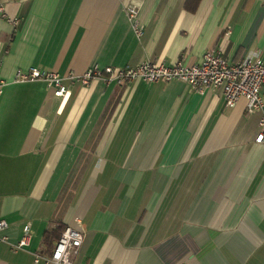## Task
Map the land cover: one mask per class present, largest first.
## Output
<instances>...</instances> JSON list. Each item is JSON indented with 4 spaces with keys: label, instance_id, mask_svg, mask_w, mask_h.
<instances>
[{
    "label": "crops",
    "instance_id": "obj_1",
    "mask_svg": "<svg viewBox=\"0 0 264 264\" xmlns=\"http://www.w3.org/2000/svg\"><path fill=\"white\" fill-rule=\"evenodd\" d=\"M0 7V264H42L34 253L47 252L44 233L59 223L84 233L73 264H264L261 111L179 80L68 78L92 65H194L209 49L264 59V0ZM31 67L63 77L68 98L14 79ZM27 223L28 243L14 247Z\"/></svg>",
    "mask_w": 264,
    "mask_h": 264
},
{
    "label": "built area",
    "instance_id": "obj_2",
    "mask_svg": "<svg viewBox=\"0 0 264 264\" xmlns=\"http://www.w3.org/2000/svg\"><path fill=\"white\" fill-rule=\"evenodd\" d=\"M126 11L134 32L140 36L142 30L137 21V8L135 5H128ZM68 78L70 81H80L82 84H88L93 80H101L105 83L115 81L118 84L138 80L146 82L179 80L200 94L207 89H219L225 106L232 108L243 98L246 101L247 113L262 112L258 122L259 131L254 139L257 142L264 141V59L260 53L231 61L220 50L209 49L205 51L201 61L194 65H186L181 60L171 65L147 60L122 68L92 65L83 74H70ZM14 79L17 81L41 80L52 88L55 96L61 97L62 100H66L69 96L63 77L54 71H41L35 67L25 71L18 69ZM4 84V80L0 78V94ZM76 222L79 223L80 220L76 218ZM5 226H7L6 221L0 219V228ZM29 235V223H27L14 247L27 244ZM83 236L84 233L80 228L66 224L53 243L52 249L44 253L35 252L34 261H41L42 264H73V257L79 250Z\"/></svg>",
    "mask_w": 264,
    "mask_h": 264
},
{
    "label": "trees",
    "instance_id": "obj_3",
    "mask_svg": "<svg viewBox=\"0 0 264 264\" xmlns=\"http://www.w3.org/2000/svg\"><path fill=\"white\" fill-rule=\"evenodd\" d=\"M65 225H66L65 223H59L54 229L45 231L43 237L47 245L46 247L48 248L47 252H49L52 249L53 246L52 240L57 239L59 237V234Z\"/></svg>",
    "mask_w": 264,
    "mask_h": 264
}]
</instances>
